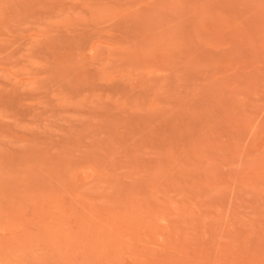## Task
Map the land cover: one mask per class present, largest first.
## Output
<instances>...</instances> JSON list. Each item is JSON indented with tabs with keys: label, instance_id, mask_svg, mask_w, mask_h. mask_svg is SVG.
Masks as SVG:
<instances>
[{
	"label": "rangeland",
	"instance_id": "1",
	"mask_svg": "<svg viewBox=\"0 0 264 264\" xmlns=\"http://www.w3.org/2000/svg\"><path fill=\"white\" fill-rule=\"evenodd\" d=\"M0 264H264V0H0Z\"/></svg>",
	"mask_w": 264,
	"mask_h": 264
}]
</instances>
